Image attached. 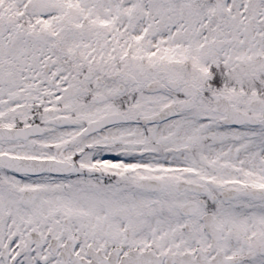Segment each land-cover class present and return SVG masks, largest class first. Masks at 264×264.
Listing matches in <instances>:
<instances>
[{"label": "snow or ice", "instance_id": "6c2138e0", "mask_svg": "<svg viewBox=\"0 0 264 264\" xmlns=\"http://www.w3.org/2000/svg\"><path fill=\"white\" fill-rule=\"evenodd\" d=\"M0 264H264V0H0Z\"/></svg>", "mask_w": 264, "mask_h": 264}]
</instances>
